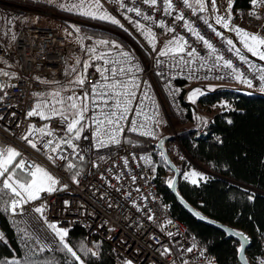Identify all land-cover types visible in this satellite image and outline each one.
<instances>
[{"label": "built area", "instance_id": "2783aa9c", "mask_svg": "<svg viewBox=\"0 0 264 264\" xmlns=\"http://www.w3.org/2000/svg\"><path fill=\"white\" fill-rule=\"evenodd\" d=\"M101 1L121 23H124L123 18L127 16L152 30L156 36V46L154 49L144 46L146 57L134 49L121 50L101 45L95 38L85 35L81 38V47L75 48L56 28L39 25H24L20 28L14 41L15 57L0 41V85H3L0 90V149L15 146L22 154L27 167L33 168L38 164L59 179L58 188L65 184L68 186L63 191L52 194L42 193L40 200L24 205L22 214H19V209L17 214L10 212V218L17 223L24 237L33 241L39 249L43 247L44 251L53 250L59 239L33 210L42 203L47 205L44 215L49 222H55L59 227L68 230L74 225L84 227L87 230L89 246L95 243L97 237L104 239L114 251L113 264H124L126 260H131L133 264H219L214 254L187 236L186 224L173 214L171 206L163 200L157 186L154 165L149 158L147 161L141 159L147 156L128 141V135H140V132L148 130L155 132L160 115L167 113L163 101L170 106L177 120L183 124L188 123L179 81L236 85L239 82L235 78L236 73L225 67L222 61L216 60V56L222 55L225 60H231L233 67L242 72L246 79L253 80V89H260L259 69H264V64L241 61L235 51L228 50L224 34L223 37L217 36L208 24L204 23L206 14L197 12L193 15L192 10L185 7L182 0H173L175 7L183 11L185 20L213 44L217 49L216 53H212L202 41L187 31L184 27L185 21L173 19L176 12L171 16L164 15L162 4L151 7L143 4L142 0H124L129 7H140L143 14L153 17L152 20H144L143 16H136L134 12L128 13L121 9L116 0L108 3ZM253 12L261 18L257 19L251 14ZM26 13L25 7L0 0V17H6L9 21L21 18ZM239 16L252 27H264V7H254L250 2L248 8L240 10ZM160 20H164L167 26L174 27L175 31L170 33L166 28L159 27ZM208 23L211 24L209 19ZM174 36H182L190 46L186 51L194 48L198 55L189 57L186 52L159 55V44ZM89 48H95L96 53L89 52ZM121 51L130 52L133 59L123 63ZM97 54H105L109 60H120L121 65L118 66L125 69L131 65L132 71L118 76L117 79L125 82L135 79L139 88L129 89L135 92V97L129 105L126 120L121 122L123 131L118 134L120 143H109L106 147L95 146L96 125L91 118L103 117L100 109L92 103V97H89V110L85 113L88 118L87 126L81 138L73 141L78 146L77 152L84 157V170H80L77 184L72 179L73 169L66 167L67 163L74 164L75 159L79 158L72 149L62 145L61 150L68 159H56L53 163L48 159V155L55 154L49 149L41 148L42 139L71 135L66 134L65 121L58 115L45 120L40 116H28L27 113L37 104L38 96L34 95L35 93L58 91L70 84L77 75L86 74L85 83L80 86L82 92L91 93L92 86L98 83H111L112 81L103 79L97 68H111L113 65L96 59ZM181 57L189 63L184 64ZM85 63L89 64L87 69L84 67ZM74 88L75 85L71 89ZM116 91L124 89L118 88ZM52 100L54 99L49 101ZM96 100L99 102V97H96ZM50 108L49 104L47 115H51ZM101 108L104 112L115 110L114 103L107 107L101 104ZM138 109L143 110L141 115H136ZM166 120L172 127L168 115ZM133 121L137 123L138 128L141 124L147 127L131 132ZM30 125H35L36 128L48 126L54 132V137H35L37 148L34 149L22 139ZM203 133V129L198 132ZM102 138L107 139L103 136ZM20 158L18 157V160ZM132 177H135V180ZM65 201L69 203L65 205ZM258 240L262 246L259 261L264 264V232L259 233ZM189 247L193 249L191 252L187 251ZM164 248L170 249V254L162 255Z\"/></svg>", "mask_w": 264, "mask_h": 264}, {"label": "trees", "instance_id": "16d2710c", "mask_svg": "<svg viewBox=\"0 0 264 264\" xmlns=\"http://www.w3.org/2000/svg\"><path fill=\"white\" fill-rule=\"evenodd\" d=\"M1 1L76 20L79 22L80 31L84 33L82 36H91L98 42L109 41L108 44H100L113 49H134L146 57L143 45L128 29L108 20L73 14L42 1ZM250 2L251 0H235L234 7L248 8ZM28 24L37 25L36 21ZM112 42L120 45V48L113 47ZM187 85L186 81H179L187 116L194 121L195 127L196 118L187 102ZM205 88V93L198 98L197 110L200 114L211 111L223 101L228 106H224L223 111L214 115L207 126H204L202 119L205 133L195 136V132H191L179 137L186 157L180 163H175L180 171L178 192L204 216L245 233L250 238L246 251L249 263L262 264L259 261L262 246L258 235L264 232V92L236 86ZM229 120L232 123H228ZM155 128L154 136L129 134L128 141L154 165L157 186L163 200L171 206L173 214L186 224L187 236L214 254L219 264H240V244L236 240L195 220L176 201L168 184L173 179V173L156 145L160 136L157 134L158 127ZM189 161L208 167L210 174L196 184L181 177L190 164ZM74 164L77 166L73 169L74 173L77 169L84 170V162L79 158L75 159ZM249 195H254V199L249 200ZM5 199L8 197L5 196ZM0 232L5 237L4 241H0V262L15 258L21 264H65L66 259H72L65 251H61L59 241L53 250L41 251L33 241L24 237L17 223L10 218V212H5L2 208ZM67 239L76 250L83 244L99 253L98 256L89 253L85 257L78 251L82 259H85V264L114 263L111 246L98 237L89 246L87 230L84 227L74 225L69 229Z\"/></svg>", "mask_w": 264, "mask_h": 264}, {"label": "snow or ice", "instance_id": "6c2138e0", "mask_svg": "<svg viewBox=\"0 0 264 264\" xmlns=\"http://www.w3.org/2000/svg\"><path fill=\"white\" fill-rule=\"evenodd\" d=\"M134 2V0H132ZM116 3L119 4L121 9H124L126 12L131 13L134 12L136 16H143L144 20H152L153 17L147 14H143L140 7H129L124 3V0H116ZM142 3L145 5H149L151 7H156L158 4H162V12L164 15L171 16L174 12L177 14L174 16V20L176 21H185L184 27L188 32L192 33L196 37L197 40L202 41L206 48L211 49L212 53H216L217 49L213 46V44L207 40L200 32L192 27L188 21L185 20L183 11L178 10L173 0H142ZM182 3L185 7L192 10V14L196 15L197 12H206L208 11V3L209 0H182ZM211 7L214 10L216 9V0H210ZM233 0H229L228 9L231 8ZM251 4L254 7H264V0H251ZM61 8H66L68 11L76 10L80 12V14L85 16H90L93 18H98L101 20H108L112 24L118 25L123 28L124 25L121 24L120 20L111 14L107 13L106 10L103 9V6L100 4L99 0H78V3H74L71 5L61 4ZM253 16H256L257 19L261 17L256 13H251ZM129 20V23L135 25V27L141 31V33L145 36L146 39L149 40V43L152 44L153 49L155 48L156 36L152 32L151 29H146V26L139 21L132 20L130 17H125ZM216 24L222 25L223 28L229 29L231 31H235L242 43L244 48H246L253 55L258 56L259 59L264 60V37L249 33L244 29L239 27L230 28L231 24V13L229 11L227 16H217L215 17ZM204 23L208 24V27L212 29V31L220 37H223V33L217 31L212 24L208 23V19H204ZM75 27V26H73ZM159 27L166 28L167 32H174V27L167 26L164 20L159 21ZM77 32L80 31L79 28L75 29ZM90 39V38H89ZM99 43L108 44L109 41H100ZM229 51H235L236 55L239 56L241 61H246V57L241 54L240 49L236 48L235 44L231 39L226 41ZM112 46L115 48H120V45L112 42ZM188 46L187 40H185L182 36H174L171 40L168 41L164 50H162L159 55L167 56L170 52L173 53H185L192 57L194 55H198L196 50L192 48L190 51H186ZM89 52L96 53L95 48H89ZM120 56L124 58L123 63H128L133 59V56L130 52L121 51ZM96 59L104 60L106 64L113 65L111 68H97L98 72H101L102 77L105 81H112L111 83H105L104 85L92 86L91 93L84 92L80 96L71 95L68 96L67 99L61 98L60 91H54L49 93L52 97L56 98L54 101H42L37 103L32 111L28 112V116H40L42 119L48 120L52 116H59L61 119L65 121V131L67 135L64 138H56V139H42V137H54V132L48 128V126L42 128H36L35 125H30L27 133L22 137L25 141H27L30 146L34 149L37 148V143L35 137L39 136L42 139L41 148L49 149L51 153L55 154L48 155V159L55 163L56 159L67 160L68 157L64 155L61 150L62 145H67L68 148L72 149V152L79 157L80 160H83L84 157L77 152V145L73 143L74 140H79L81 138V134L84 131V128L87 126V117L85 113L89 110L88 108V100L89 97H92V103L95 105L97 109H100V114L103 118L93 116L91 119L93 123L96 125L95 136L97 138V144L95 145L97 148L106 147L109 143H120V139L118 134L123 131L121 127V122L125 121L129 114V105L132 102V99L135 97V92L129 90L130 88H139V84L136 83L135 79L130 82H125L122 80H118V76L126 75L127 73L132 71V66L129 65L127 69H125L121 65L120 60H109L106 59L105 54H97L95 56ZM184 64L189 63V61L184 60L183 57L180 58ZM216 60L222 61L223 65L227 68L232 69L234 73H236L235 78L240 80L241 82L247 84L248 87H253V80L246 79L244 74L240 72L238 69L233 67L231 60H225L222 55L216 56ZM79 63V61H77ZM89 66L88 63H85L84 67L87 69ZM252 67L251 65H249ZM75 70V69H73ZM261 72L259 76L260 81V91L264 92V69H259ZM103 73H108V75H103ZM3 75H8V73H2ZM39 79V78H37ZM86 74L79 75L73 83L76 85L83 86L85 83ZM47 83V81H43ZM3 85H0V90H2ZM118 88H123L124 91H116ZM98 89H100L98 91ZM197 93L203 94L200 89H195L192 93V97H195ZM34 95L42 96V93H35ZM96 97H99V102H97ZM110 103H114V111L104 112L103 108H101V104L107 107ZM51 105L49 109L51 115L45 114L44 111H41L42 106L48 107ZM61 105L60 108H57L56 105ZM143 112L142 109H138L136 115H141ZM228 123H232V121H228ZM147 127L144 124L139 125V128ZM137 123L133 121L130 126L131 132L139 131ZM140 135L144 136H154V132L142 131ZM103 137H107V139H103ZM29 137H34V139H29ZM86 138V137H85ZM219 139V138H218ZM222 142V141H221ZM163 155V153H161ZM18 157H21L17 160ZM145 161L148 160V157H141ZM125 164H127V159L125 158ZM97 166V165H94ZM66 167L68 169H76L77 166L71 162L67 163ZM80 170L77 169L72 176L74 183H79L77 177L80 175ZM191 182L196 184L198 181L196 177L201 176V174L192 172L191 174ZM118 178V177H117ZM188 175L185 176V179H188ZM203 178V177H201ZM135 180V177H132ZM60 184L58 178L52 175L47 169L41 167L36 164L33 168H29L26 166V161L23 160L22 154L17 151L15 148L8 147L6 149H0V208H2L5 212H11L12 214H17V210H20L19 214H22L23 207L25 204L40 200L42 193L52 194L56 191H63L68 186L65 184L62 187L58 188L57 186ZM169 186L174 184L173 180L168 181ZM5 196L8 199H5ZM249 200L254 199V195H249ZM65 205L69 202L65 201ZM111 207V205H109ZM47 205L45 203L40 204L39 206L34 207L35 213L39 214L41 219L47 225L49 229L52 230L55 237H58L59 244L62 246L61 251H65L72 258L71 260L66 259L65 264H85V259H82V256L78 254V251L82 253L85 257L91 253L92 256H98V252L93 251L92 248H88L85 245L81 244L79 249L76 250L73 248L71 243L68 241L67 237L69 235V230L67 228H61L57 223L49 222L47 217L44 215L46 211ZM197 216H200L199 213H196ZM203 219V217H200ZM151 219V217H149ZM171 223V221H169ZM169 235H172L169 233ZM234 235L241 236L245 241L246 237H243L242 233H234ZM153 239H155L153 237ZM5 237L2 232H0V241H4ZM46 247V246H45ZM99 245H97V248ZM41 251L44 250L42 247ZM193 249L189 247L187 249L188 252H191ZM170 249L164 248L163 254H170ZM239 252L241 253V258L243 259L244 247L243 245L240 247ZM0 264H21L18 259H11L9 261L0 262ZM124 264H133L131 260H126Z\"/></svg>", "mask_w": 264, "mask_h": 264}, {"label": "rangeland", "instance_id": "374dc122", "mask_svg": "<svg viewBox=\"0 0 264 264\" xmlns=\"http://www.w3.org/2000/svg\"><path fill=\"white\" fill-rule=\"evenodd\" d=\"M35 1H42L45 3L53 4V5H56L60 9H63L65 11H68V10L66 8H61L60 7L61 4L71 5L74 3H78V0H35ZM103 1L108 3L112 0H103ZM99 2L103 6V9L107 11V13L114 16L111 13L110 8L108 6H106L101 0H99ZM228 3H229V0H216V9H218V11H217L211 7V3L209 0L208 11H206L204 13L206 14L207 18L211 21L212 24H215L217 27L223 29L225 32L231 31L229 29L223 28L222 25L216 24V22H215V17L227 16L229 11H230V13H231L230 28L239 27L241 29L246 30L249 33L258 34V35L264 37V29L263 28L257 29V28L251 27L247 22L243 21L239 15H237V18H239L240 22L239 23L234 22L235 16H236L235 12H234L235 0H233L232 6L230 9H228ZM68 12H72L73 14H80V12H78L76 10L68 11ZM239 12H240V10L238 9L237 13H239ZM27 15H25L21 18H17L15 20H12L11 22H10V20L8 21V19L6 17H0V41H2L4 43L6 48L9 50V52L14 57H15L16 53L14 50L13 42L16 39L17 32L20 30V28L23 25H27L28 23H33L35 21H36L37 25H39V26H48V27H53V28L58 29V31L61 33V35H63L64 37H66L68 39V41L71 43L70 45H73L75 48L81 47L80 41H81V38L83 39L82 34H84V33H82L81 31L77 32L75 30L76 28L80 29V25H79L78 21L70 19V18L61 17V16H58V15L51 13V12L39 11V10H35V9L27 10ZM211 17H212V19H211ZM123 20H124V23H121V24H123L126 29H128L130 32H132V34H134V36L138 37L142 42H144L146 44L149 43V42H147L148 39L145 38V36L141 33V31H139L135 27L134 24L129 23V20L126 18H123ZM73 26H75V27H73ZM146 29H148V28L146 27ZM232 32H234L236 34V37H238V39L241 40L239 35L235 31H232ZM232 39H234V38H232ZM169 40H171V39L162 41V43L160 44V47H159L161 51L165 49ZM232 41L235 44V46H238L234 40H232ZM262 50H264V49H262ZM245 51H247V53L249 55H251V57L254 61L259 62V63H264V60L259 59L258 56L253 55L248 50H245ZM77 60H78V58H77ZM1 64H3V63H1ZM78 76L79 75H77L72 80V82L70 84H68V85H66L63 88L58 90L61 93V98L66 100L68 96H71V95L80 96L84 93V92H82L80 85H76L73 83V81ZM73 85H75V88L71 89L73 87ZM200 85H203V86L207 87L208 89H210V88H215V85H220V84H201V83L199 84V83H193V82L188 84V86L186 88L187 91H189L188 97H187V102L190 106H192V105L196 106L198 104V98L205 93L206 88L203 86H200ZM195 89H200L203 94L197 93L195 97H192V93ZM54 91H57V90H51L49 92L42 93L44 95L38 96L37 103H40L42 101H49L50 99L55 100L56 98L49 95V93H52ZM54 100H52V101H54ZM163 103L165 106V112H167V113H165V114L162 113L159 117L157 134H158V136H160V138L162 136L169 135L172 133H178L179 131L186 130L187 128H191L194 126V121L191 119H189L188 123H184V124L181 123V121H179L175 118L174 114L172 113V110L169 109V106L166 104V101H163ZM224 106L225 107L228 106V104L225 101H223V102L219 103V105L213 107L211 111H203L201 113V115H202L204 126H207L211 122L214 115L223 111ZM56 107L60 108L61 105L57 104ZM41 111H44L47 114V107L42 106ZM166 115H168L170 117V119L172 121L171 122L172 127H171V125H169V122L166 120ZM193 115L195 117L194 113H193ZM10 147L15 148L17 150V148L13 145H11ZM165 148L167 149L171 158L174 160V162L176 164L180 163L186 157L185 152L182 148V144L178 140L166 143ZM189 162H190V164L187 166V169L181 175V177L185 178V176L188 175L189 178L187 180L191 182L192 177L190 174L192 172H196V173L201 174V176L196 177L197 181L205 179L207 177V175L210 174V170L208 169V167H206L204 165L197 164V163H193L192 161H189ZM201 177H203V178H201ZM53 223H55V222H53Z\"/></svg>", "mask_w": 264, "mask_h": 264}, {"label": "water", "instance_id": "95a60500", "mask_svg": "<svg viewBox=\"0 0 264 264\" xmlns=\"http://www.w3.org/2000/svg\"><path fill=\"white\" fill-rule=\"evenodd\" d=\"M191 108L195 112L196 122H197L196 126L194 128H192V129L179 131L176 134H169V135L162 136L156 143V145H157L158 149L160 150V152L163 153V157L165 158V161H166L169 169L173 173V179L172 180L174 181V184L172 186H170V190H171L173 196L175 197L176 201L178 202V204L191 217H193L195 220H197L199 222H202L204 224H207V225H209L211 227H214V228L220 230L221 232H223L228 237L236 240L240 244V247L243 245V247H244L243 259L241 258V253L239 252L238 261H239L240 264H250L248 259H247V256H246V251H247V249H248V247L250 245V238L245 233L237 230L236 228H233V227H231V226H229L227 224L218 222L216 220H213V219H211L209 217L204 216L195 207H193L189 202H187L178 192L180 171L177 168V166H176L175 162L173 161V159L171 158L169 152L165 148V144L177 140L183 134L191 133V132H197L198 130L201 129V127H202V117H201L200 113L197 111V106L192 105ZM196 213H199L200 216H197ZM200 217H203V219H201ZM237 232L242 233L243 237H246L247 240L245 241L241 236L234 235V233H237Z\"/></svg>", "mask_w": 264, "mask_h": 264}, {"label": "crops", "instance_id": "0c3cea01", "mask_svg": "<svg viewBox=\"0 0 264 264\" xmlns=\"http://www.w3.org/2000/svg\"><path fill=\"white\" fill-rule=\"evenodd\" d=\"M208 6H209V3H208ZM237 10L238 9H234V12H235V21L234 22H237V23H239L240 22V20H239V18H237V15H238V13H237ZM237 13V14H236ZM211 19H212V17H211ZM244 21V20H243ZM214 26H216L215 24H213ZM217 27V26H216ZM219 28V27H218ZM221 29V28H220ZM258 29V28H257ZM260 29V28H259ZM222 30V32H224V34H225V37L227 38V40L228 39H231V40H234L235 41V43L238 45V46H236V48H239L240 49V52L246 57V59L248 60V61H251V62H253L254 60L252 59V57H251V55H249L248 53H247V51H245V50H247L246 48H244V46H243V43H242V41L241 40H239L238 39V37H236V34L234 33V32H232V31H228V32H225L223 29H221ZM234 34V35H233ZM234 36V37H233ZM232 38H234V39H232ZM140 40V39H139ZM141 41V40H140ZM147 42H149L148 40H147ZM144 43V42H143ZM144 44H146V43H144ZM146 45H148V46H150V47H153L152 46V44H150V43H147ZM155 45H156V42H155ZM160 47V45L158 46V48ZM160 49V48H159ZM170 53H173V52H170ZM217 86H220V85H215V87H217ZM236 87H238V88H245V89H250V87H248L247 86V84H245V83H243V82H241L240 80H239V82H238V84H236L235 85Z\"/></svg>", "mask_w": 264, "mask_h": 264}, {"label": "bare ground", "instance_id": "6f19581e", "mask_svg": "<svg viewBox=\"0 0 264 264\" xmlns=\"http://www.w3.org/2000/svg\"><path fill=\"white\" fill-rule=\"evenodd\" d=\"M169 109H171L170 106H169Z\"/></svg>", "mask_w": 264, "mask_h": 264}]
</instances>
